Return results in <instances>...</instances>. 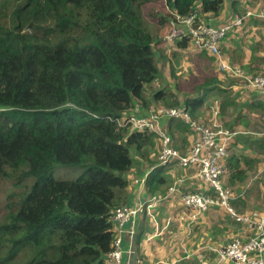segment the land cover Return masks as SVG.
<instances>
[{"label": "trees", "instance_id": "trees-1", "mask_svg": "<svg viewBox=\"0 0 264 264\" xmlns=\"http://www.w3.org/2000/svg\"><path fill=\"white\" fill-rule=\"evenodd\" d=\"M154 1L0 0V175L11 177L19 171L21 178H33L19 207L0 224V242L8 250L4 260L28 251L31 257L24 264H106L114 239L110 218L113 210L123 205L117 199V189L128 184L124 173L133 164L132 152L135 147L157 155L160 151L154 132L118 123L129 111L151 107L142 99L145 86L160 74L154 48L160 41V24L167 18L169 22L175 13L197 11V18L218 15L224 2L165 0L169 12L150 21L158 27L152 33L143 10ZM235 3L233 0V6ZM234 7L227 20L239 12ZM259 23L264 27V18L251 15L227 33L234 40L240 37L233 62H240L242 68L246 61L251 63L247 65L249 75L240 76L244 84L237 79L224 83L216 71L213 77L207 78L209 72L204 80L194 83L197 87L190 93L179 96L162 90L156 94L157 105L179 106L186 97L194 116L216 98L221 99L220 112L232 117L220 119L236 132L224 181L234 188L231 204L243 214L255 211L254 206L264 201V92L246 88L248 78L264 73V51H255L250 57L252 50L246 48L255 35L262 34L257 30ZM171 46L179 50L191 44L183 37L171 41ZM159 53L165 57L164 52ZM175 83L180 90V84ZM197 109H201L198 114ZM174 126L180 133L188 132L186 125ZM172 134L175 137V131ZM239 141L250 144L240 147ZM58 164L84 171L75 179H59L53 176ZM161 170L153 169L148 180L157 185L166 182ZM212 207L230 215L225 213L226 229L231 226V232L240 230L237 235L245 237L246 222L234 218L223 206L207 210ZM236 236L228 234L225 243ZM210 251L217 256L206 240L200 243L197 254L201 262L200 255L215 262ZM140 253L144 264H150ZM182 256L189 254L185 251ZM177 262L189 264L188 259Z\"/></svg>", "mask_w": 264, "mask_h": 264}, {"label": "built area", "instance_id": "built-area-1", "mask_svg": "<svg viewBox=\"0 0 264 264\" xmlns=\"http://www.w3.org/2000/svg\"><path fill=\"white\" fill-rule=\"evenodd\" d=\"M197 11L186 15L175 13L170 20L169 33L165 39L175 41L177 38H188L189 43L197 50L207 51L215 57V63L223 72H232L236 76H245L240 67L231 66L223 56L221 42L234 25L242 23L245 17L256 15L264 18V9H247L242 13H235L232 19L221 24L210 22V18L199 17ZM249 88L260 89L264 92V73L257 75L253 80L246 81ZM209 116L201 119L194 116L186 104L180 106H161L146 112L136 109L129 111L118 118L121 125H129L136 130H149L156 134L160 141L158 166L177 164L181 168H196L194 177L200 180L207 189H190L186 192L179 190V183L183 178L176 177L168 187V196L179 192L182 203L188 209V218L196 219L201 213L213 205L223 206L237 220L246 222L248 233L237 235L232 241L219 247L209 246L216 251L214 263H210L200 255L203 264H264V212L255 210L250 213H239L231 204L233 198L231 188L224 182L226 174V159L229 156V145L236 133L221 121L219 101L215 100L209 106ZM140 112V113H139ZM163 118L181 120L191 130L192 140L183 153L174 144V139L165 128ZM147 175L142 179L146 181ZM159 200L156 196L139 202L137 205L123 204L117 206L111 215L114 231L113 248L106 255V264H143L135 249L134 236L128 249L129 262L123 261L122 235L120 233L124 222L141 214ZM132 234L133 230H129ZM163 260L151 264H167Z\"/></svg>", "mask_w": 264, "mask_h": 264}, {"label": "crops", "instance_id": "crops-1", "mask_svg": "<svg viewBox=\"0 0 264 264\" xmlns=\"http://www.w3.org/2000/svg\"><path fill=\"white\" fill-rule=\"evenodd\" d=\"M232 3L233 0L230 4ZM235 5L239 10V12L237 13H242V10L246 9V7L240 8L237 5V1ZM234 6L232 4L229 11L225 10V8L222 6V9L218 15L211 14L208 17L210 18L209 21L215 24L224 22L227 16L231 14V11L233 12V9H235ZM252 8H264V0L256 2V4L252 6ZM235 33L236 32H234L233 34L235 35ZM231 37L232 35L230 34L226 35V37L221 42V49L225 57L232 63H234L233 54L234 52H238V49L236 47V42L238 41V39L234 40L231 39ZM189 48L191 49L192 53H198L200 55L201 52L197 51L193 45L187 47V49ZM243 50L247 51V49L245 48H243ZM243 50L240 51L243 52ZM210 56L212 57L210 59H213V64L208 66L210 74L207 76V78L213 77L214 75L212 74L217 71L216 75L219 76L218 80L226 83L228 80L222 78V75L224 73L215 66V57L212 55ZM194 57H196V54ZM206 60L207 59L201 58L202 63H205ZM238 63L240 62H236L234 64L238 65ZM204 66H206V64H203V69ZM202 80H204V78L194 83L198 84ZM223 99L224 97H222V100ZM185 100L186 97H183L180 105L185 104ZM215 100H218L219 103L221 101V99L218 98H216ZM147 110L148 109H145L144 107L140 108V111H142L143 113ZM200 110L197 109L196 113L198 114ZM205 111L209 112V110ZM220 117L222 118V121L223 119L224 121L225 119L229 121L232 116H230L229 114H222L221 112ZM161 123L172 135L175 146L184 153L187 149L186 145L192 140V133L191 131H189L188 126L181 120L179 121L167 118H163L161 120ZM176 123H181L184 126L186 125L188 132H186L185 134L180 133L176 129V126H174ZM172 131H175V137L173 136ZM236 144L240 147H246L247 144H250V142L239 141L236 142ZM230 146L231 143L229 145V148ZM132 153L135 154V151H133ZM157 161L158 155L153 151L147 150L144 155L140 156L138 158L139 164L137 165V170L133 173L131 172L132 174H129L127 178L128 184L124 188L125 192L122 194V199H118L120 204L137 205L139 202H144L151 196H156L157 198H159V200H157L155 204L150 208L149 213L146 212L147 214H144L145 211H147L145 210L141 214H138L137 216L124 222V224L122 225L120 233L122 235V247L124 250L123 261L125 263L129 262L130 257L128 249L131 246V238L132 236H134V244L137 253L141 255L140 252H143L146 261L150 262V264L152 263V260L157 261L160 259L166 260L167 262H169V264H176V261L180 259H188L189 264H203L197 254V249L200 243L206 240L208 246L219 247L223 245L225 243L224 240L228 239L227 236L228 232L230 231V226L226 229V226L229 225L226 222V219L227 216L230 215H228L226 211L224 212V210L221 208L213 209L212 207L209 210L201 213L196 219L190 220L188 218V209L182 204L179 192H173L166 196L169 191V185L173 183L176 177H180L183 178V180L179 183L178 186L179 190H182L183 192H186L191 188L207 189V187L201 181L194 177L195 172L193 169H189L187 172H185L177 164L160 167L158 166ZM155 168H162V173H166V182H162L161 184L157 185L155 182L148 180L151 171ZM183 171L185 172V174H182ZM145 175H147L146 181L142 180ZM165 177L163 178L165 179ZM224 177L226 178V174L224 175ZM170 179H172V181H170ZM227 185L229 186V184ZM233 207L237 212L242 213L237 209L235 205H233ZM254 207V210L264 212V201L261 204H256ZM225 213L227 214V216ZM184 217H186V220L184 219ZM219 221H221L220 225H214L215 222ZM129 230H133V233L130 234ZM184 247L185 251L188 252L189 257L182 256L183 252L185 253ZM208 255H210L214 259L216 258V254L213 251L208 252ZM200 258L203 259L201 256Z\"/></svg>", "mask_w": 264, "mask_h": 264}, {"label": "rangeland", "instance_id": "rangeland-1", "mask_svg": "<svg viewBox=\"0 0 264 264\" xmlns=\"http://www.w3.org/2000/svg\"><path fill=\"white\" fill-rule=\"evenodd\" d=\"M237 5L242 8L246 7L247 11L252 7L256 2H260V0H236ZM232 0H224V5L223 7L225 10L229 11L230 7L232 4H230ZM246 9L242 10L244 12ZM264 9V8H262ZM143 15L146 16L147 22V27L152 33H155L156 30L158 29L157 25H154L151 22L160 20V18H164L168 12L169 9L166 6L165 0H156L154 2H150L144 5V10H143ZM228 15L227 17L232 15ZM170 20L168 22V18L165 22H161L160 28H159V33L157 36V39L160 40L154 48L158 51V57H157V62L161 65L160 69V74L156 78L155 81L147 84L144 88L143 91V99L147 106H151L148 110L150 109H157L161 106H169L168 104H162L160 105L156 104V94L160 91H165L170 93L171 91H175L179 96L184 95L185 93H190L191 91H194L197 86H195L194 82H197L201 79H203L209 72L210 70L208 69V66L213 64V59H210V55L207 56L205 54H198V53H192L191 49H180L176 50L174 49L173 46H171V41H168L164 39L166 37V33L169 31V25H170ZM227 20V19H226ZM225 20V21H226ZM223 23V22H221ZM219 23V24H221ZM257 30L262 33V34H257L258 37L255 35L253 40V43H250L247 45L246 48H250L252 51H249L248 55L250 57L255 56V51L259 52L261 50L264 51V27L262 26L261 23L257 25ZM169 33V32H168ZM167 33V34H168ZM256 32H253V35ZM251 34H247L245 37L248 38ZM240 40V37L237 38ZM259 44V48H256V45ZM160 52H164L165 57L159 56ZM176 52V54H175ZM203 53V52H201ZM196 54V57H194ZM200 56L201 58L207 59L205 63L201 62V58L198 57ZM224 59L233 67L239 68L237 64L232 63L230 60H228L224 53H223ZM203 64H206L203 69ZM240 66L241 71L246 75H249L248 73V66H250V61H246L244 67H241V64L238 63ZM248 65V66H247ZM202 66V67H201ZM216 68H218L217 64H215ZM170 72L172 75V78H170ZM230 75V76H229ZM222 78L228 81H232L234 79H237V82L239 83V80L242 81L244 84V81L241 77L236 78V76L231 75V74H226L224 73L222 75ZM178 82L180 85V90L176 89V83ZM247 90L249 91V87H247ZM199 94V90L195 92V95ZM194 95V94H193ZM161 101L160 99H158ZM208 108V107H204ZM147 110V111H148ZM208 110V109H205ZM205 110H202L199 113V117L201 115V119H204L205 117L209 116L211 113L206 112ZM159 139L157 138V143L159 146ZM190 145V142L186 145L188 147ZM135 154L132 153L133 157V165L131 168L124 173V175L128 178L129 174L132 172H135L137 170V165L139 164L138 158L142 155H144L145 151H141L138 148H134ZM261 165L264 167V161L261 162ZM84 171V168L82 167H76V166H64V165H56L54 170H53V176L59 178V179H75L78 176L82 174ZM131 173V174H132ZM33 181L32 177H26V178H21L20 177V172L16 171V173L11 176V177H2L0 175V224L4 223L7 221V215L10 211H14L17 209L20 205V201L22 198L26 195L27 191L29 190L30 184ZM29 185H26V184ZM229 187L233 191L234 188L232 185L229 184ZM124 189H117V199H122V194L124 193ZM159 195V194H158ZM253 209H249L247 211H250ZM186 220V217H184ZM232 227L230 226V231L228 234L231 236L237 235V232H231ZM1 243V242H0ZM2 243L0 244V264H24L25 261L28 260V258L31 257V252L26 251V255L21 256V257H13L8 260H4L8 255V250L4 249ZM1 260H4L3 262ZM164 262H167L164 260Z\"/></svg>", "mask_w": 264, "mask_h": 264}, {"label": "clouds", "instance_id": "clouds-1", "mask_svg": "<svg viewBox=\"0 0 264 264\" xmlns=\"http://www.w3.org/2000/svg\"><path fill=\"white\" fill-rule=\"evenodd\" d=\"M167 33H168V32H167ZM167 33H166V34H167ZM164 39H165V38H164ZM185 104H186V103H185ZM179 106H180V105H179ZM208 109H209V108H208ZM220 113H221V112H220ZM196 117H198V116H196ZM188 128H189V127H188ZM189 129H190V128H189ZM190 131H191V130H190ZM151 197H152V196H151ZM149 198H150V197H149ZM133 206H134V205H133ZM146 212H147V211H146ZM147 213H148V212H147Z\"/></svg>", "mask_w": 264, "mask_h": 264}]
</instances>
